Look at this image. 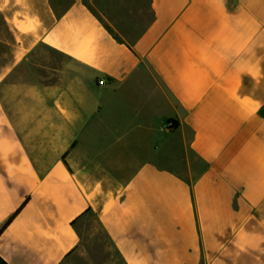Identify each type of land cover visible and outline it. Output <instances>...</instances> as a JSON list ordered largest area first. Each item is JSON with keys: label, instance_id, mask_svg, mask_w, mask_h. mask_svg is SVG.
Returning a JSON list of instances; mask_svg holds the SVG:
<instances>
[{"label": "crops", "instance_id": "1", "mask_svg": "<svg viewBox=\"0 0 264 264\" xmlns=\"http://www.w3.org/2000/svg\"><path fill=\"white\" fill-rule=\"evenodd\" d=\"M124 1L0 0V261L264 264V0Z\"/></svg>", "mask_w": 264, "mask_h": 264}, {"label": "rangeland", "instance_id": "2", "mask_svg": "<svg viewBox=\"0 0 264 264\" xmlns=\"http://www.w3.org/2000/svg\"><path fill=\"white\" fill-rule=\"evenodd\" d=\"M134 1V2H133ZM124 1L125 8H115L112 12L114 18L119 16L123 17V14L129 15V19L121 18L120 21L129 22L139 21L146 22L151 19V13L147 11V0H133ZM121 2V1H120ZM122 35L125 38L135 37L136 29L133 26L126 25L120 29ZM38 55L41 56L40 63L56 64L60 62V58L57 54L47 48H40L37 51ZM47 69H39L36 73L42 77H50V82L55 80V72ZM35 74V75H37ZM26 75V74H25ZM27 76H25L26 78ZM80 231L82 235V244L79 251L67 261L66 264H123L117 251L109 241L106 233L102 229L97 215H90L82 221L80 224ZM0 264H2L0 262Z\"/></svg>", "mask_w": 264, "mask_h": 264}, {"label": "trees", "instance_id": "3", "mask_svg": "<svg viewBox=\"0 0 264 264\" xmlns=\"http://www.w3.org/2000/svg\"><path fill=\"white\" fill-rule=\"evenodd\" d=\"M104 26L116 40H118L119 42H123L122 39L117 34H115L114 31L107 24H104ZM24 206H25V204H24ZM24 206H22V208L12 218H10L8 220V222L2 227V229L0 230V235L8 228V226L12 223V221L15 219V217L21 212V210L23 209ZM90 215H94V213H92L91 211L86 212V214L84 215V219H86ZM77 223H78V221L74 222V225L77 226ZM78 230H79L80 235H81L80 229H78ZM2 264H4V263H2Z\"/></svg>", "mask_w": 264, "mask_h": 264}, {"label": "built area", "instance_id": "4", "mask_svg": "<svg viewBox=\"0 0 264 264\" xmlns=\"http://www.w3.org/2000/svg\"><path fill=\"white\" fill-rule=\"evenodd\" d=\"M106 83L105 80H103L102 82H100V85H104Z\"/></svg>", "mask_w": 264, "mask_h": 264}]
</instances>
